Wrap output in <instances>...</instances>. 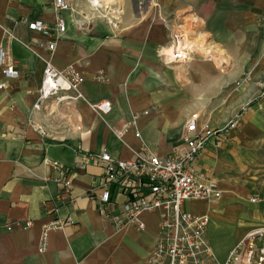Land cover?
I'll return each instance as SVG.
<instances>
[{"label":"crops","instance_id":"crops-1","mask_svg":"<svg viewBox=\"0 0 264 264\" xmlns=\"http://www.w3.org/2000/svg\"><path fill=\"white\" fill-rule=\"evenodd\" d=\"M66 1L69 10L56 12L52 0H0V47L18 70L0 90V264H148L159 213L138 215L143 230L113 229L103 213L118 215L124 197L112 188L110 202L100 206L102 171L95 163L81 165L77 155L105 151L126 160L145 149L165 156L179 148L190 117L220 129L239 114L190 165L215 183L219 199L181 205L205 218V237L223 262L248 231L264 226L257 151L264 0H101L120 11L114 29L91 13L88 0ZM57 17L64 32L56 34L51 53L45 39L19 22L39 20L52 28ZM5 30L26 47L7 40ZM184 31L198 47L186 63L164 65L159 51L172 33ZM44 62L57 71L72 69L81 99L56 103L51 97L31 112ZM101 101L110 107L99 117L88 105ZM61 177L69 182L66 191ZM66 218L70 224L49 231L38 253L42 226ZM25 221V229H4Z\"/></svg>","mask_w":264,"mask_h":264},{"label":"built area","instance_id":"built-area-1","mask_svg":"<svg viewBox=\"0 0 264 264\" xmlns=\"http://www.w3.org/2000/svg\"><path fill=\"white\" fill-rule=\"evenodd\" d=\"M91 13L97 15L113 29L117 26L120 14L118 8L101 0H88ZM56 12L69 10L66 0H52ZM28 32L35 33L46 40V48L51 53L54 49L56 34L64 32V23L57 17L52 28L46 27L39 20H19ZM7 40H14L11 33L4 31ZM52 38V39H51ZM24 47L26 45L21 44ZM191 47L182 32L172 33L169 42L163 47L158 58L164 65L184 64L191 58ZM0 90L8 81L18 77L15 62L5 47H0ZM80 79L72 69L57 71L49 62H44L41 80L35 91L31 112H40L43 104L51 97L56 103H68L81 99ZM69 93V94H67ZM97 116H104L109 111V102L101 101L88 105ZM240 115L233 118L220 129H210L207 124L197 125V118L190 117L183 125L179 148L168 155L157 156L141 149L132 153L126 160L112 158L105 151L98 153L81 152L77 160L81 165L87 162L99 165L102 171V190L97 196L100 206L110 201V189H117L124 197L118 215L104 214L113 229L134 227L143 230L137 217L141 213H159L158 230L155 243L148 258V264H264V226H257L248 231L228 252L223 262H218L205 237V218L194 216L181 209L187 200L216 201L220 191L215 183L204 174L196 173L191 168L202 147L211 138L218 136L235 126ZM133 127V124L131 123ZM134 135L137 132L133 127ZM119 139L122 132H113ZM62 176V172L59 173ZM62 191L69 187L67 179H59ZM62 195V194H58ZM255 198L250 199L254 202ZM70 224L68 218L43 225L38 241L37 252L45 250L47 233L62 229ZM29 221L13 222L4 225L5 231L12 227L25 229Z\"/></svg>","mask_w":264,"mask_h":264},{"label":"rangeland","instance_id":"rangeland-1","mask_svg":"<svg viewBox=\"0 0 264 264\" xmlns=\"http://www.w3.org/2000/svg\"><path fill=\"white\" fill-rule=\"evenodd\" d=\"M184 35L187 37V43H189L191 50L194 51L198 47L197 43L195 41L190 40L187 31H184ZM261 120L262 123H261L260 136L262 141H261V147H259L258 148L259 150L257 151H260V156H261V165L259 166V172L262 181V188H264V117L261 118Z\"/></svg>","mask_w":264,"mask_h":264}]
</instances>
